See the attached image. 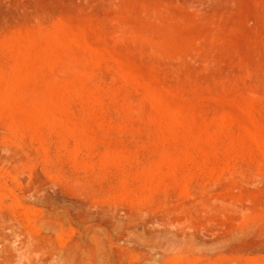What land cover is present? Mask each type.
<instances>
[{
    "label": "rangeland",
    "instance_id": "374dc122",
    "mask_svg": "<svg viewBox=\"0 0 264 264\" xmlns=\"http://www.w3.org/2000/svg\"><path fill=\"white\" fill-rule=\"evenodd\" d=\"M0 264H264V0H0Z\"/></svg>",
    "mask_w": 264,
    "mask_h": 264
},
{
    "label": "bare ground",
    "instance_id": "6f19581e",
    "mask_svg": "<svg viewBox=\"0 0 264 264\" xmlns=\"http://www.w3.org/2000/svg\"><path fill=\"white\" fill-rule=\"evenodd\" d=\"M157 247H158V248H161V249H164V248H163L164 246H163L161 243H159V244L157 245ZM162 251H163V250H162ZM162 251H161V252H162ZM97 255H98V254H97ZM97 260H98V259H97ZM99 260H100V261L103 260V259L101 258V256H99Z\"/></svg>",
    "mask_w": 264,
    "mask_h": 264
}]
</instances>
